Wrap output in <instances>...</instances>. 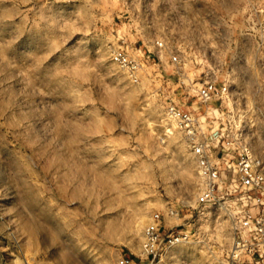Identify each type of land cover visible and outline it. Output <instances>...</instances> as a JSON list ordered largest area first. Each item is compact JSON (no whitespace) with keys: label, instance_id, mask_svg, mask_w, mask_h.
I'll list each match as a JSON object with an SVG mask.
<instances>
[{"label":"rangeland","instance_id":"1","mask_svg":"<svg viewBox=\"0 0 264 264\" xmlns=\"http://www.w3.org/2000/svg\"><path fill=\"white\" fill-rule=\"evenodd\" d=\"M153 5L154 0H28L24 4L5 0L0 5V21L15 23L19 32L6 34L0 44L5 54L18 42L23 45L30 30L61 19L58 13L67 14L62 16L61 34L52 36L44 51L33 53L31 63L17 65L22 82L40 89L41 94L33 97L38 112L19 129L0 116V129L9 146L39 164L31 169V177L35 186H42L41 195L52 191L47 178L58 167L68 171L63 167L65 162L91 166L90 158L83 154L74 161L65 157L59 162L50 155L45 135L51 140V128H58L64 139L66 127L73 131V144L80 137L94 141L107 137L129 182H146L152 188L151 194H135L146 197L135 206L129 198L122 209L127 216L109 225L110 237L117 238L100 242L108 246L95 250L99 264H121L127 256L133 258V264H147L140 257L143 233L156 213L167 226L190 233L186 243L169 249L156 264H168L169 253H175L181 264H227L230 222L225 210L196 209L201 186L196 162L186 136L167 108L175 104L192 112L208 137L220 132L233 143L247 144L245 130L254 127L245 115L248 97L253 91L264 94V86L250 82L241 87L230 59L242 44L264 47V12L258 10L264 5L260 0H220L214 23L199 15L193 19L170 11L176 9V0H160L146 21L145 6L151 9ZM73 41L77 45L86 42L89 63L72 64L70 78L62 81L60 88H42L33 73L46 67ZM118 49L142 63L138 82L113 62L112 54ZM173 56H178V64L172 62ZM56 70L62 75L68 69L58 64ZM208 81L227 86L228 98L203 102L198 89ZM38 121L44 122L43 127ZM114 191L122 199L125 196L119 187ZM19 203L16 189L0 184V264H51L53 251L46 248L40 230L26 225L27 214ZM50 203L55 206L59 201ZM58 212L69 222L81 215L72 203L61 206ZM104 214L111 215L112 209ZM83 227L91 232L88 225Z\"/></svg>","mask_w":264,"mask_h":264},{"label":"clouds","instance_id":"2","mask_svg":"<svg viewBox=\"0 0 264 264\" xmlns=\"http://www.w3.org/2000/svg\"><path fill=\"white\" fill-rule=\"evenodd\" d=\"M27 2L28 0H13V3L19 4ZM4 3L5 0H0V5ZM219 3L220 0H176V9L170 11H175L182 17L191 16L193 19L199 15L214 23L219 11L217 7ZM260 3L264 5V0H260ZM159 5L160 0H154L151 9L145 6L143 15L146 21ZM258 10L264 12V6ZM135 11H139L138 5ZM66 14L58 13L61 19L50 21L42 28L30 30L24 44L20 45L18 42V46L7 54L3 48H0V116H6L14 128L19 129L28 118L36 115L38 108L33 97L41 94L40 89L34 84L22 82L17 65L31 63L30 56L33 53L44 51L48 40L54 35L61 34L62 16ZM6 34L18 35L17 25L0 21V44L4 42ZM64 39L67 40L68 37L65 36ZM87 57L86 42L77 45L73 41L51 63L39 72L33 73V79L48 91L58 89L62 81L70 78L71 65L87 64L89 63ZM58 64L68 69L62 75L57 73ZM230 65L241 87L250 82L264 86V47L253 48L247 43L242 44L238 51L231 53ZM96 67L92 68L94 75ZM248 103L249 107L245 115H248L254 127L246 128V143L255 152L256 162L260 164L264 163V94L250 92ZM38 123L43 127L44 122L38 121ZM45 131L47 133V130ZM50 134L52 139L48 140L46 134L45 141L50 149V155H53L58 162L65 157L67 161H74L83 154L90 158L91 166H76L75 163L69 166L65 162L63 167H67L68 171L64 172L58 167L55 173L47 178L52 191L47 195H41L42 186H35V181L31 177V169L39 167V164L35 159L26 157L18 149L9 146L3 129H0V184L5 185L9 190L16 189L20 197L18 207H23L24 213L27 214L26 225L35 226L40 230L46 248L54 253L49 258L51 264H99L100 257L96 255L95 250L98 248L103 250L108 246L100 242L117 238L110 237L109 225L121 222L127 216L128 213L122 209L127 207L129 198L135 206L136 201L146 199L142 194H135L143 192L151 194L152 188L146 182H140L138 185L129 182L128 173L124 172L118 154L114 153L111 145L107 143V137L95 141L88 137H80L73 144V131L70 127L64 129V139H61L62 134L58 128H51ZM17 135L24 134L17 133ZM29 146L33 145L29 144ZM164 183L166 184L167 181L165 180ZM115 187H119L125 194L123 199L114 191ZM53 199L59 201L55 206L50 203ZM70 203L79 207L81 213L78 219L71 222L65 220L58 212L61 206L67 207ZM108 209H112V214L106 216L104 213ZM85 224L91 232L83 227ZM92 235L97 239H89ZM168 264H181V262L175 253H169Z\"/></svg>","mask_w":264,"mask_h":264},{"label":"built area","instance_id":"3","mask_svg":"<svg viewBox=\"0 0 264 264\" xmlns=\"http://www.w3.org/2000/svg\"><path fill=\"white\" fill-rule=\"evenodd\" d=\"M112 60L138 82L143 69L141 62L122 49L113 52ZM172 62L178 64V56H173ZM228 93L227 86L212 81L198 89L200 99L206 103L228 98ZM167 111L186 136L196 162L201 181L196 209L225 210L230 222L231 242L226 263L264 264V163L256 162V154L247 144L233 143L220 132L208 137L192 112L175 104ZM189 239L190 233L167 226L163 216L156 213L144 230L140 257L147 264H156L169 249ZM134 262L127 256L121 264Z\"/></svg>","mask_w":264,"mask_h":264},{"label":"crops","instance_id":"4","mask_svg":"<svg viewBox=\"0 0 264 264\" xmlns=\"http://www.w3.org/2000/svg\"><path fill=\"white\" fill-rule=\"evenodd\" d=\"M136 264V263H135Z\"/></svg>","mask_w":264,"mask_h":264}]
</instances>
